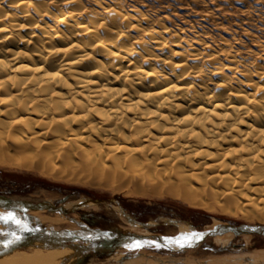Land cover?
<instances>
[{
  "label": "bare ground",
  "instance_id": "6f19581e",
  "mask_svg": "<svg viewBox=\"0 0 264 264\" xmlns=\"http://www.w3.org/2000/svg\"><path fill=\"white\" fill-rule=\"evenodd\" d=\"M164 1L0 0V165L264 222V58L177 23ZM77 225L65 233H87ZM0 248V264L72 253ZM226 260L208 264H239Z\"/></svg>",
  "mask_w": 264,
  "mask_h": 264
},
{
  "label": "rangeland",
  "instance_id": "374dc122",
  "mask_svg": "<svg viewBox=\"0 0 264 264\" xmlns=\"http://www.w3.org/2000/svg\"><path fill=\"white\" fill-rule=\"evenodd\" d=\"M138 1L146 4L153 2V0ZM163 6L165 8L163 11L173 16L177 23L185 26L193 25L195 30H204L210 39L225 38L234 50L244 54L252 51L258 53V57L264 58V52H258V46L264 45V0H167ZM201 34L199 32L200 36ZM90 184L56 181L32 171L0 165L1 197L34 204L46 202L54 207L52 210L35 209L25 212L19 209L1 208V210L15 211L23 223L27 222L30 231L20 232L24 236L47 230L49 227L55 232L76 231L79 228L77 224L107 232L147 231L160 235H175L179 232L178 225L191 226L199 230L218 223L264 224L255 216L248 218L247 215L251 213L235 211L232 208L228 212L218 205L205 209L191 206L177 196L139 197L127 194L126 190H113L111 185L105 187L97 183ZM86 200L96 201L97 204L93 205L95 207L72 209V206L79 204V201ZM59 208L67 214L60 213L57 210ZM242 213L244 215L246 213L247 218ZM22 214L29 217L25 220ZM252 214L251 216L254 215ZM36 216L45 219L63 216L66 219L56 223L47 220L37 223L31 218ZM4 227L7 231L18 230L14 222H6ZM21 251L29 253L26 250ZM262 256H264L263 239L226 235L208 239L198 248L182 253L155 248L91 252L83 264H134L135 262L136 264H208L226 259L228 262L234 261L239 264H258L255 259ZM138 260L142 261L138 262Z\"/></svg>",
  "mask_w": 264,
  "mask_h": 264
},
{
  "label": "water",
  "instance_id": "95a60500",
  "mask_svg": "<svg viewBox=\"0 0 264 264\" xmlns=\"http://www.w3.org/2000/svg\"><path fill=\"white\" fill-rule=\"evenodd\" d=\"M96 201L86 200L81 201L77 205H73L72 209H80L87 206L96 205ZM0 207L4 209H19L22 212L27 210H52L54 209L49 203H31L27 201L20 200H8L0 196ZM60 213L66 214L61 208L57 209ZM2 224V222L0 221ZM189 232L197 231L201 232L203 235L201 238L192 246H185L183 248L175 244H168L167 238L178 237L181 233L187 232H178L175 235H160L153 234L147 231L142 233H129V234H118L112 232H103L95 229H89L84 225L81 226V229H84L87 233H63V232H49L46 230H41L33 232L29 235H21L17 231V234L22 236V239L14 243L10 247L22 248L28 242L33 240H46V241H55L59 246H65L68 250H71L72 253L65 257L63 261L58 262L57 264H83V261L91 252H117V251H134L132 249L126 248L124 245L130 243L132 240H141L147 241L148 243L144 244L142 248H155L158 250H163L172 253H182L187 250H193L201 246L208 239H213L217 235L232 234V237H258L264 240V224H246L241 223L238 225L230 223H218L215 226L204 228V229H195L191 226H185ZM8 232L4 225H0V246H3L4 236L3 233ZM3 244V245H2ZM1 249V248H0ZM18 249V250H20ZM1 251V250H0Z\"/></svg>",
  "mask_w": 264,
  "mask_h": 264
},
{
  "label": "snow or ice",
  "instance_id": "6c2138e0",
  "mask_svg": "<svg viewBox=\"0 0 264 264\" xmlns=\"http://www.w3.org/2000/svg\"><path fill=\"white\" fill-rule=\"evenodd\" d=\"M0 221L5 222H14L19 232L30 231L28 225L23 223L20 218L17 217L14 211H5L0 212ZM4 236V246L9 247L22 239V236L17 234V231H8L2 234ZM203 234L201 232L190 230L187 233H181L178 237L167 238L168 244H175L183 248L186 245L192 246L195 241L199 240ZM148 243L147 241L141 240H132L130 243L125 244L124 246L128 249L139 250L144 244Z\"/></svg>",
  "mask_w": 264,
  "mask_h": 264
}]
</instances>
